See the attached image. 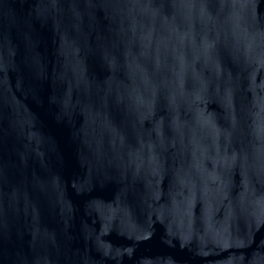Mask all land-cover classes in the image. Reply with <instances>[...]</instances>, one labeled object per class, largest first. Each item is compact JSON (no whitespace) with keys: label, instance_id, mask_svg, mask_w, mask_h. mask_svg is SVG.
<instances>
[{"label":"water","instance_id":"1","mask_svg":"<svg viewBox=\"0 0 264 264\" xmlns=\"http://www.w3.org/2000/svg\"><path fill=\"white\" fill-rule=\"evenodd\" d=\"M0 264H264V0H0Z\"/></svg>","mask_w":264,"mask_h":264}]
</instances>
